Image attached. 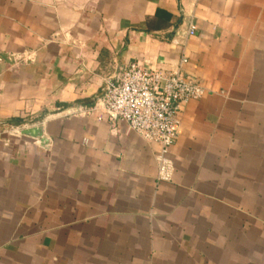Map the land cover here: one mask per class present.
Masks as SVG:
<instances>
[{
	"label": "crops",
	"instance_id": "obj_1",
	"mask_svg": "<svg viewBox=\"0 0 264 264\" xmlns=\"http://www.w3.org/2000/svg\"><path fill=\"white\" fill-rule=\"evenodd\" d=\"M182 48L207 91L157 183L103 97ZM0 264H264V0H0Z\"/></svg>",
	"mask_w": 264,
	"mask_h": 264
},
{
	"label": "built area",
	"instance_id": "obj_2",
	"mask_svg": "<svg viewBox=\"0 0 264 264\" xmlns=\"http://www.w3.org/2000/svg\"><path fill=\"white\" fill-rule=\"evenodd\" d=\"M196 29L191 23L185 38L194 35ZM187 64L185 48L169 71L132 62L119 73L115 83H108L103 97V112L109 120L126 122L131 131L158 145L157 183L169 182L174 177L172 150L180 134L182 106L201 99L207 91L201 82L186 73Z\"/></svg>",
	"mask_w": 264,
	"mask_h": 264
},
{
	"label": "water",
	"instance_id": "obj_3",
	"mask_svg": "<svg viewBox=\"0 0 264 264\" xmlns=\"http://www.w3.org/2000/svg\"><path fill=\"white\" fill-rule=\"evenodd\" d=\"M118 76L119 74L116 76L113 83L116 82ZM22 134L35 137V138H40L43 143L47 141V139L43 136V130L41 127H27L26 129L22 131Z\"/></svg>",
	"mask_w": 264,
	"mask_h": 264
},
{
	"label": "trees",
	"instance_id": "obj_4",
	"mask_svg": "<svg viewBox=\"0 0 264 264\" xmlns=\"http://www.w3.org/2000/svg\"><path fill=\"white\" fill-rule=\"evenodd\" d=\"M12 124L17 125V126L21 124H25V120L24 119H13Z\"/></svg>",
	"mask_w": 264,
	"mask_h": 264
}]
</instances>
